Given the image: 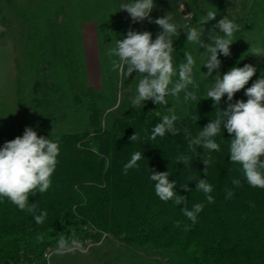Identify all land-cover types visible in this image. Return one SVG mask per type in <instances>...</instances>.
<instances>
[{
    "label": "trees",
    "instance_id": "16d2710c",
    "mask_svg": "<svg viewBox=\"0 0 264 264\" xmlns=\"http://www.w3.org/2000/svg\"><path fill=\"white\" fill-rule=\"evenodd\" d=\"M245 64L256 68L252 59L235 55L228 60L226 72ZM40 68L33 88L36 99L43 67ZM260 77L257 69L231 103L246 102V89ZM195 82L198 88L190 90L197 100H187L186 116L176 114L179 133L175 135L166 133L155 141L149 139L163 116L151 100L140 108L129 106L126 117L116 119L111 130L100 127L95 107L90 108L91 131L57 134L42 129L38 136L60 141L50 188L29 196V203L36 204L35 215L46 211L47 217L37 224L34 214L0 198V264H22L23 260L45 264V249L57 243L61 235L84 239L89 235L82 228L85 224L96 230V239L106 233L130 248L156 249L168 256L166 264H264V189L251 187L242 166L230 161L228 145L233 137L222 130L215 137L219 151L209 152L197 146L195 152L189 149V140L228 106L225 96L220 106L214 107L204 82ZM193 114L199 119L194 120ZM135 132L139 139L131 141ZM136 151L144 158L138 162V169H130L125 175L123 165ZM181 155L192 160L190 166L177 163ZM205 160H210L207 176L202 162ZM167 171L170 181L176 182L175 192L185 197L184 204L161 201L155 194L150 173ZM199 179L212 184L213 203L196 191ZM233 179L240 184L233 185ZM181 185H187L188 190ZM226 188L234 193L230 199H225ZM196 203H203L204 208L193 224L182 209L190 210Z\"/></svg>",
    "mask_w": 264,
    "mask_h": 264
},
{
    "label": "rangeland",
    "instance_id": "374dc122",
    "mask_svg": "<svg viewBox=\"0 0 264 264\" xmlns=\"http://www.w3.org/2000/svg\"><path fill=\"white\" fill-rule=\"evenodd\" d=\"M128 2L131 0H0V149L5 142L22 137L28 127L37 135L42 129L57 134L91 131L89 114L93 107L99 110L102 129L111 130L116 119L126 117L141 77L134 72L127 78L120 69H114L113 61L118 58L109 56V49L129 30L149 31L153 40L162 31L148 20L133 22L126 11L120 10V5ZM154 4L153 20L170 13L178 26L203 28L201 39L205 45L212 44V34H222L214 25L223 17L240 25L230 45L231 55H219L220 68L207 78V68L203 66L208 56L205 48L187 42L183 28L173 38L174 64L184 61V51L191 53L196 60L194 80H202L207 91L217 71L221 76L225 74L228 60L235 55L252 59L264 74V56L251 50L264 53V0H154ZM208 10L215 11L216 18L201 25ZM186 11L194 14L190 23L184 18ZM41 66L36 99L33 88ZM166 99V106L158 105L162 115L171 114L168 108L180 116L187 115L183 93ZM85 226L82 228L89 235L77 241L86 251L77 248L56 255L55 243L44 251L53 250L49 264L168 261V256L156 249L130 248L112 234L103 233L96 239V230ZM22 264L31 263L23 260Z\"/></svg>",
    "mask_w": 264,
    "mask_h": 264
},
{
    "label": "clouds",
    "instance_id": "9594fccd",
    "mask_svg": "<svg viewBox=\"0 0 264 264\" xmlns=\"http://www.w3.org/2000/svg\"><path fill=\"white\" fill-rule=\"evenodd\" d=\"M156 7L154 0H131V2L120 5V10L126 11L133 22H143L158 25L162 31L157 34L155 40L149 31L129 30L122 40L115 41V47L109 49V56L118 58L113 61V68L120 69L127 78L137 72L139 77L135 94L131 98L132 107L144 106V102L151 100L157 105L166 106L167 96L179 97L184 94V99L197 100V96L190 88H198L194 80V68L196 60L188 51H184L185 59L178 66L174 64V37L179 36V29L183 28L187 35V42L204 47L208 53L203 66L207 68L206 78L212 76L214 70L221 66L219 55L228 57L231 55L230 45L234 43V36L240 30V25L228 16L218 21L214 28H218L222 34L211 35L212 44L205 45L201 37L203 28L197 29L189 25L178 26L173 22V16L166 13L163 17L152 19L151 13ZM200 24L214 20L216 12L208 10ZM191 13L185 15L190 18ZM251 49V48H250ZM255 55L264 56L262 50L251 49ZM257 69L251 64L243 67L234 66L222 76L217 71L212 86L206 95L216 105L220 106L223 97H227L228 106L217 112L216 118L210 120L198 134L189 140V149L193 152L196 147H200L209 152L219 151L220 144L217 137L221 131H227L232 136L229 148V158L232 163L242 166V170L247 183L254 188L264 189V74L256 79L251 87L245 91L247 101L238 100L231 103L237 92L245 88V85L256 74ZM178 76L177 80L173 77ZM170 115H163L161 121L152 129L149 139L155 141L157 137H164L166 133L175 135L178 129L175 122L178 120L173 108H168ZM158 116L159 112L156 113ZM193 119L199 117L193 114ZM147 131V130H145ZM131 141L139 139L135 132L130 137ZM60 154V141L38 136L31 127L25 129L22 137L7 141L0 149V198H7L21 211L34 214L37 224H42L47 217L46 211H41L35 215L36 204L29 203V196L37 193L43 194L48 191L52 181L51 177L58 164ZM144 158L143 153L136 151L132 153L130 159L123 165V173L128 174L130 169H138V162ZM192 161V160H191ZM190 158L178 156L177 163L190 166ZM205 165V176L210 160L202 161ZM150 180L155 182V194L161 201H173L176 205L186 202L185 197L175 192L176 182L170 181L169 172L150 173ZM233 185H239L238 179H233ZM188 190L187 185H181ZM196 191L202 192L208 203L214 202L211 195L213 186L206 179H199ZM225 199L233 197L231 189H225ZM203 203H196L189 210L183 208L185 217L196 223L198 214L203 210ZM179 227V222H177ZM188 226L186 225L185 228ZM70 236L61 235L57 240L55 254L61 255L79 248L86 251L79 241Z\"/></svg>",
    "mask_w": 264,
    "mask_h": 264
},
{
    "label": "built area",
    "instance_id": "2783aa9c",
    "mask_svg": "<svg viewBox=\"0 0 264 264\" xmlns=\"http://www.w3.org/2000/svg\"><path fill=\"white\" fill-rule=\"evenodd\" d=\"M189 13H191L192 15H191L190 18H187V19H186V18H185V15H187V14H189ZM193 17H194L193 12L186 11V12L184 13V18L186 19L187 23H190V22L192 21ZM85 227H88V226H85ZM88 228H90V227H88ZM90 230H91V228H90ZM76 249H77V248H76ZM52 253H53L52 248H48V250L44 253L43 261H44L45 264H49V262H50V257H51V255H52ZM31 264H40V261H38V260H33V261L31 262Z\"/></svg>",
    "mask_w": 264,
    "mask_h": 264
}]
</instances>
